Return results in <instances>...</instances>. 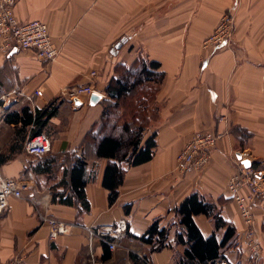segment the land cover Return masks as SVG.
<instances>
[{"label": "crops", "instance_id": "1", "mask_svg": "<svg viewBox=\"0 0 264 264\" xmlns=\"http://www.w3.org/2000/svg\"><path fill=\"white\" fill-rule=\"evenodd\" d=\"M13 9L20 22L46 24L59 53L54 61L43 62L31 50H0V97L16 92L1 103L0 153L14 142L20 127L4 122L8 114L22 107L34 113L63 100L45 129L49 155L59 157L63 168L75 158L84 159L88 208L81 211L76 203L52 202L50 188L58 186L62 173L55 171L51 178L34 175L31 167L37 161L24 151L28 135L22 152L0 165L3 177L15 181L23 196L9 198L0 214L2 264L15 256L22 264H174L183 252L173 244L177 227L172 226L168 235L172 248L160 252H151L130 235L140 237L154 221L160 228L174 225V209L193 193L215 204L235 228L234 241L241 238L245 227L226 185L240 170L236 154L252 164L264 163V0H15ZM227 13L235 17L234 39L217 49H202L201 42ZM137 59L159 63L163 73L149 104L141 143L151 137L155 146L148 162L125 167L118 197L110 205L109 192L102 186L109 160L95 155L98 140L110 134L102 126L105 89L118 67H132ZM89 84L104 95L97 104L81 96L82 104L74 106L60 95L66 87ZM36 90L42 96L27 101ZM195 132L224 137L204 167L179 176L175 158ZM40 215L74 226L69 234L50 241ZM253 215L262 247L258 264H264V198L256 201ZM120 219L126 220L127 231L114 250L96 240L88 242L85 227ZM194 221L203 236L214 231L206 217L199 215ZM223 233H216L218 239ZM239 250L228 248L224 255L231 264H248L247 253Z\"/></svg>", "mask_w": 264, "mask_h": 264}, {"label": "trees", "instance_id": "2", "mask_svg": "<svg viewBox=\"0 0 264 264\" xmlns=\"http://www.w3.org/2000/svg\"><path fill=\"white\" fill-rule=\"evenodd\" d=\"M159 68L157 62L137 59L132 67L125 65L118 67L117 76L105 89L107 99L103 101L102 126L110 134L98 140L95 155L99 159L109 160L104 170L102 186L109 192L110 205L115 203L118 197L117 189L123 181L125 167H135L152 158V149L155 146L153 138L147 139L143 145L141 143L148 122L149 104L163 79V73ZM57 100L34 113L28 107H22L19 112H12L6 116L4 119L6 124L20 127L14 142L0 153V165L22 152L28 135L34 137L43 134L50 139L45 129L49 120L56 115L58 106L64 102L61 100L58 103ZM29 157L37 161V164L31 167L36 176L45 175L51 178L55 171L62 173L58 186L50 188L54 191L51 192L52 202L69 206L76 203L78 205L76 207H80L81 211L88 208L84 196V187L88 180L86 162L83 158H75L67 168H63L58 161L59 157H51L49 152L41 159ZM251 169L263 173L264 179V163H253ZM58 187L63 190L59 191ZM64 189L68 191L67 195ZM174 213L177 217L174 225L160 228L159 223L154 221L143 235L130 237L148 245L151 252H160L165 248H172L168 235L172 226L177 227L173 244L183 247V252L174 259V264H231L224 255L226 249L235 247L238 250L241 248L245 250L240 242L241 238L234 241L235 228L223 219L218 207L196 193L184 198L174 209ZM199 215L206 217L213 224L214 231L207 237L202 235L194 221V217ZM220 230H224V233L221 239H218L216 233Z\"/></svg>", "mask_w": 264, "mask_h": 264}, {"label": "built area", "instance_id": "3", "mask_svg": "<svg viewBox=\"0 0 264 264\" xmlns=\"http://www.w3.org/2000/svg\"><path fill=\"white\" fill-rule=\"evenodd\" d=\"M15 0H0V50L7 52L13 47L22 51L31 50L37 59L43 62H52L58 56L59 51L53 46L48 32L47 25L37 21L20 22L14 14ZM230 14H224L215 28V32L201 44L202 49H217L228 44L230 31L228 28ZM92 78L96 76L95 72L90 74ZM16 94L15 91L0 97V118L4 115L2 102L9 99L10 95ZM92 94L103 97L92 84L82 86H70L61 91V97L64 100L73 102L81 96H90ZM41 97L40 90L34 91L26 97L27 101L32 98ZM222 133L195 132L183 146L182 150L175 158V173L179 176L189 171L199 170L210 160L212 151L222 140ZM24 151L28 156L41 158L50 151V139L45 135H37L26 140ZM239 162V161H238ZM240 170L234 173L228 179L226 190L229 198L235 203L238 213L243 220L245 227L244 234L240 242L245 247L248 264H258L262 257V247L254 231L253 206L260 198H264V179L263 173L255 172L251 168L245 169L239 162ZM22 189L15 181L3 177L0 171V214L7 206L8 199H22ZM40 219L48 228V239L55 241L62 235L69 234L74 225L64 221L41 216ZM88 242L94 240L105 244L109 250H114L126 234L127 222L120 219L114 224L98 227L84 228ZM0 264L2 261L0 259ZM5 264H22L19 256L13 257Z\"/></svg>", "mask_w": 264, "mask_h": 264}, {"label": "water", "instance_id": "4", "mask_svg": "<svg viewBox=\"0 0 264 264\" xmlns=\"http://www.w3.org/2000/svg\"><path fill=\"white\" fill-rule=\"evenodd\" d=\"M126 42V39H122L119 43H117L113 49H112V53L115 54L122 46V44H124ZM102 99V97H100L99 95L96 94H92L89 97V104H97L98 102H100ZM73 104L74 106H80L82 103L78 100L75 99L73 100ZM237 159L239 160V162L241 163V165L245 168V169H250L252 166V163L249 160L246 159H242L241 154H236Z\"/></svg>", "mask_w": 264, "mask_h": 264}, {"label": "rangeland", "instance_id": "5", "mask_svg": "<svg viewBox=\"0 0 264 264\" xmlns=\"http://www.w3.org/2000/svg\"><path fill=\"white\" fill-rule=\"evenodd\" d=\"M229 14V13H227ZM231 17H229V23H228V30L231 32L229 39H228V44H230V42L234 39L235 36V32H236V21H235V17L232 16V14H230ZM221 19V18H220ZM220 21V20H219ZM219 23V22H218ZM216 28V27H215ZM215 30V29H214ZM215 31L211 32L208 36H206V38H204V40L201 42V44L204 43L205 40H207L210 36H212L214 34Z\"/></svg>", "mask_w": 264, "mask_h": 264}]
</instances>
